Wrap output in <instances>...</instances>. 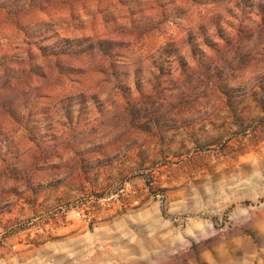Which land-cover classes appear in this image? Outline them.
Here are the masks:
<instances>
[{"label":"rangeland","instance_id":"1","mask_svg":"<svg viewBox=\"0 0 264 264\" xmlns=\"http://www.w3.org/2000/svg\"><path fill=\"white\" fill-rule=\"evenodd\" d=\"M0 264H264V0H0Z\"/></svg>","mask_w":264,"mask_h":264}]
</instances>
